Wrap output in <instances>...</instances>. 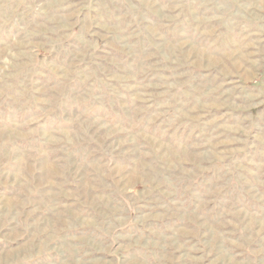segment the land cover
Listing matches in <instances>:
<instances>
[{
  "label": "rangeland",
  "instance_id": "374dc122",
  "mask_svg": "<svg viewBox=\"0 0 264 264\" xmlns=\"http://www.w3.org/2000/svg\"><path fill=\"white\" fill-rule=\"evenodd\" d=\"M0 264H264V0H0Z\"/></svg>",
  "mask_w": 264,
  "mask_h": 264
}]
</instances>
